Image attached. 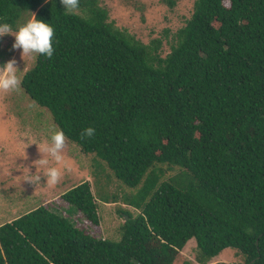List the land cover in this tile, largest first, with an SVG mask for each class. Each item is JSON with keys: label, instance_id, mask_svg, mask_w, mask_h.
<instances>
[{"label": "trees", "instance_id": "16d2710c", "mask_svg": "<svg viewBox=\"0 0 264 264\" xmlns=\"http://www.w3.org/2000/svg\"><path fill=\"white\" fill-rule=\"evenodd\" d=\"M77 10L0 0V23L35 14L54 28L53 56L36 55L21 87L82 152L141 184L126 202L140 212L110 241L40 205L0 225V264H172L191 238L199 263L231 247L244 256L235 264H264V0H194L164 57L99 0ZM164 163L181 175L157 185ZM61 197L98 224L88 180Z\"/></svg>", "mask_w": 264, "mask_h": 264}, {"label": "rangeland", "instance_id": "374dc122", "mask_svg": "<svg viewBox=\"0 0 264 264\" xmlns=\"http://www.w3.org/2000/svg\"><path fill=\"white\" fill-rule=\"evenodd\" d=\"M99 3L107 9L108 20L135 39L144 44L159 39V54L164 57L170 52L171 44L175 43L178 30L191 17L194 0H99ZM14 40L10 34L0 37V65L14 58L22 79L25 71L33 66L36 54L23 60L22 49L12 47ZM54 127L60 129L50 111L37 104L22 87L19 91L0 93V225L42 205L68 218L88 234L119 241L122 225L128 218L125 212L132 217L140 212L126 202L130 195L136 194L141 184L127 186L115 177L103 160L93 153L82 152L66 136L64 160L56 164L38 148L48 141ZM42 156L49 159V166L62 169L60 182L55 186L46 183L43 169L37 161ZM155 167L163 170H156L157 185L178 177L182 171L173 164H157ZM36 174L40 175V181L35 180ZM181 179L183 181L185 176ZM85 180L90 183L97 203L98 224L87 220L81 211L61 197L71 186ZM196 254V241L191 238L172 264H182L185 260L191 264H235L244 259L242 253L231 247L223 249L206 263H199Z\"/></svg>", "mask_w": 264, "mask_h": 264}, {"label": "clouds", "instance_id": "9594fccd", "mask_svg": "<svg viewBox=\"0 0 264 264\" xmlns=\"http://www.w3.org/2000/svg\"><path fill=\"white\" fill-rule=\"evenodd\" d=\"M61 3L65 6V11L68 14H74L79 7V0H61ZM5 34H10L15 37L12 47L14 49H22L21 56L23 60L25 57H30L33 54L43 55L47 58H51L54 54V28L48 23L38 20L35 14H32V17L25 23L18 25L15 30L8 23H0V37ZM18 71L20 70L17 68L14 58L0 65V93L20 90L22 79L18 75ZM94 134L95 129L89 126L84 128L80 135L84 139L90 138ZM65 146L66 137L64 132L54 127L49 133L48 141L42 147L38 145V148L41 154L46 153L56 164H60L64 160L63 150ZM37 161L43 169L46 183L49 186L58 184L62 176V169L56 166H49L50 161L45 156H42ZM40 179V175L36 174L35 180L40 181Z\"/></svg>", "mask_w": 264, "mask_h": 264}]
</instances>
